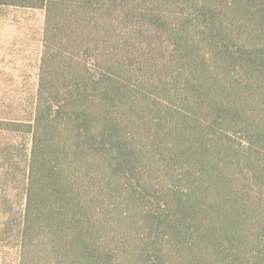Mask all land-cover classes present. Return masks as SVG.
<instances>
[{
	"label": "trees",
	"instance_id": "16d2710c",
	"mask_svg": "<svg viewBox=\"0 0 264 264\" xmlns=\"http://www.w3.org/2000/svg\"><path fill=\"white\" fill-rule=\"evenodd\" d=\"M45 9L19 264H264V0Z\"/></svg>",
	"mask_w": 264,
	"mask_h": 264
},
{
	"label": "rangeland",
	"instance_id": "374dc122",
	"mask_svg": "<svg viewBox=\"0 0 264 264\" xmlns=\"http://www.w3.org/2000/svg\"><path fill=\"white\" fill-rule=\"evenodd\" d=\"M45 9L0 4V264H19Z\"/></svg>",
	"mask_w": 264,
	"mask_h": 264
}]
</instances>
